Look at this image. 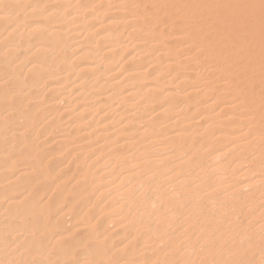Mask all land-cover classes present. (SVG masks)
Returning a JSON list of instances; mask_svg holds the SVG:
<instances>
[{"label": "bare ground", "instance_id": "obj_1", "mask_svg": "<svg viewBox=\"0 0 264 264\" xmlns=\"http://www.w3.org/2000/svg\"><path fill=\"white\" fill-rule=\"evenodd\" d=\"M0 264H264V0H0Z\"/></svg>", "mask_w": 264, "mask_h": 264}]
</instances>
